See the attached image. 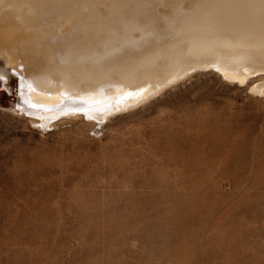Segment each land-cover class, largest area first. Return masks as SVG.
Wrapping results in <instances>:
<instances>
[{
	"label": "rangeland",
	"instance_id": "1",
	"mask_svg": "<svg viewBox=\"0 0 264 264\" xmlns=\"http://www.w3.org/2000/svg\"><path fill=\"white\" fill-rule=\"evenodd\" d=\"M18 78L0 62V264H264L251 81L208 69L102 122L41 128Z\"/></svg>",
	"mask_w": 264,
	"mask_h": 264
},
{
	"label": "bare ground",
	"instance_id": "2",
	"mask_svg": "<svg viewBox=\"0 0 264 264\" xmlns=\"http://www.w3.org/2000/svg\"><path fill=\"white\" fill-rule=\"evenodd\" d=\"M0 62L46 128L102 122L208 69L264 95V0H0Z\"/></svg>",
	"mask_w": 264,
	"mask_h": 264
}]
</instances>
